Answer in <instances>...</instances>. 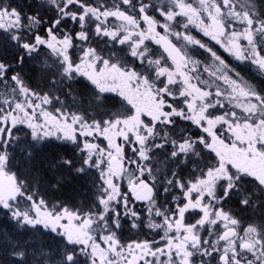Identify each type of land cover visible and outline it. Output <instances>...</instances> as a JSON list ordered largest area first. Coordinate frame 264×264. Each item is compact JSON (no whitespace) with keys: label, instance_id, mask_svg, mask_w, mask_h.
Listing matches in <instances>:
<instances>
[{"label":"snow or ice","instance_id":"1","mask_svg":"<svg viewBox=\"0 0 264 264\" xmlns=\"http://www.w3.org/2000/svg\"><path fill=\"white\" fill-rule=\"evenodd\" d=\"M0 264H264V0H0Z\"/></svg>","mask_w":264,"mask_h":264}]
</instances>
